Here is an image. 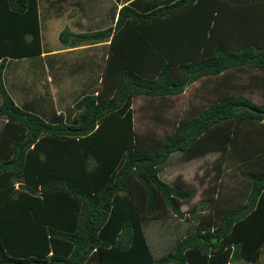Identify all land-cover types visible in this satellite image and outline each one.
<instances>
[{
	"label": "trees",
	"instance_id": "trees-1",
	"mask_svg": "<svg viewBox=\"0 0 264 264\" xmlns=\"http://www.w3.org/2000/svg\"><path fill=\"white\" fill-rule=\"evenodd\" d=\"M37 1L0 0V264L254 262L264 243V0H168L146 12L135 9L139 0L120 6L100 87L61 113L45 94L47 118L19 107L2 83L7 60L40 54ZM109 33L59 39L102 41ZM247 70V82L236 80ZM203 79L211 93L168 120L170 131L135 130L133 98L166 100ZM252 86L262 103L242 93ZM210 152H220L215 167L238 161L244 199L225 206L208 190L198 206L207 216L197 213L194 229L154 257L142 218H157L159 205L181 217L190 196L163 181L159 166L172 154L190 161Z\"/></svg>",
	"mask_w": 264,
	"mask_h": 264
},
{
	"label": "rangeland",
	"instance_id": "rangeland-1",
	"mask_svg": "<svg viewBox=\"0 0 264 264\" xmlns=\"http://www.w3.org/2000/svg\"><path fill=\"white\" fill-rule=\"evenodd\" d=\"M95 2H99L102 5H100V8L94 6L92 12L101 14L102 12H107L105 16L111 19L113 9L110 7V1H89V3ZM48 4V1L38 0L39 13L49 18H41L40 20L43 48H47L49 44H52V47L60 45V41L57 40V33L63 29L67 31L66 27H72L68 16L71 17L70 20L74 22L75 17L80 16V13L87 12V5L80 0H78V6H82H79L77 9L73 8L75 12L70 8L64 10L62 5H56L59 3H53L54 6L58 8L56 12H58L57 14L59 17H52L53 14L55 15V12L52 10L53 5H51V8H48ZM153 7L156 6H151L150 9ZM45 9L48 10V15ZM44 25L47 27L45 32L43 31ZM127 31H129V29H124L125 33ZM69 35H72V33ZM53 37L55 39H53ZM54 40L56 41L54 42ZM42 62H44V59ZM5 69V72H7L6 76L9 74L13 76L17 73L13 80L6 78L5 83H3L4 88L9 92L12 100L15 101L19 107L35 113L39 117L47 118L48 113L46 115L43 111H49L51 102L42 94L43 91L41 92V90L45 88L49 96L48 87L47 85H45V87L42 86L43 88L38 86V83L41 81L43 82L45 78L50 75L47 68L38 66L37 59L24 58L6 62ZM249 72L250 70L240 72L236 80L247 82ZM67 78L68 77H65L63 85H65L66 82L67 85H73L74 81L72 79L67 80ZM209 84V80L204 79L202 82L198 80L185 87L184 91L178 96L166 97V100L165 96L155 99H144V97L141 96L133 98L131 110L133 113L135 130H148L156 136L170 131L171 126L170 124L167 125V122H174V120H178L184 115L190 114L193 111L192 107L194 105H200L203 97L209 96L208 94L211 93L209 91ZM59 90L64 92L66 90L68 92L69 88L60 87ZM73 94H75L74 91L72 95ZM244 96L258 104L263 101L262 90L257 86H252L248 89L244 93ZM71 99H75V97L71 96ZM69 107L70 104L67 108ZM72 113L73 111H71V114ZM220 156V152H210L190 161H179L178 155L172 154L166 162L159 166L158 176L163 181L169 184L177 183L182 185V187L188 189L190 196L189 199L179 207L182 212L181 217L174 215L170 210L165 208V205H159V213L155 212L157 213V218L152 220L142 218V229L150 247L149 249L154 257L161 256L173 242L180 239L186 231L194 229L197 224V219L200 218L197 217V213L207 216L206 212L209 211L208 207L206 208L202 206V204V207L198 206H200L202 198L207 197L208 190L211 192L215 190L216 193H214L213 196L217 194V202L222 201L225 206L232 205L234 202L244 199V194L247 190L245 188L246 182L244 178L239 175L241 167L238 161L227 159L226 162L223 161L220 165H216L218 167H215L212 162L217 160ZM91 162L94 163L93 160ZM216 174L218 178H216ZM237 188L241 190L240 193L236 192ZM188 215L193 217L192 220ZM91 264L94 263L92 262Z\"/></svg>",
	"mask_w": 264,
	"mask_h": 264
},
{
	"label": "crops",
	"instance_id": "crops-1",
	"mask_svg": "<svg viewBox=\"0 0 264 264\" xmlns=\"http://www.w3.org/2000/svg\"><path fill=\"white\" fill-rule=\"evenodd\" d=\"M80 1L84 2L87 5V8H86L87 12L80 13V16L75 17L74 22L71 21L70 20L71 17L68 16L69 22H71L72 27L71 28L66 27L67 31L63 29L57 33L56 36H57V40L60 41V45L56 47H52V44H49L47 48H43V43L41 39L40 20L41 18H48V16L41 15L38 10L40 54L34 57H29L32 59H37L38 66L47 68L48 73L50 75L47 76L43 82L41 81L40 83H38V86L45 87V85H47L49 95L51 96V101L53 102V105H54V109L56 112H60V113L62 111L64 112L67 109V106L69 104L71 106L74 103L73 101H75L77 98L85 94H90V92H92L93 90L99 87L102 70L105 67V63L107 61L106 59H109V56L111 54L108 45H109V40L113 34L112 32H113L116 12L120 8L121 5L130 4L131 1L133 0H108L110 1V7H112L113 9L111 19L105 16L107 12H104V13L102 12V14L92 12L93 11L92 8L94 6H97L100 8V5L102 4H100L99 2L89 3V1L91 0H80ZM166 1L168 0H139L138 2H136L137 4H135L136 5L135 9H137L139 12H146V10H148L147 8H150L151 6H158L159 4H162ZM51 5H53L52 10L53 12H55V15L53 14L52 17L55 16L58 18L59 15L57 14L58 12H56L58 8L54 6V4H51V3L47 5L48 8H51ZM56 5H62V7H64V10L70 8L73 12H75L73 8L77 9L79 6H82V5L78 6V0H67L64 2H60L59 4H56ZM37 7H38V1H37ZM192 10L194 13L195 11L204 13L203 10H201L199 7L192 8ZM45 12L48 15L47 9H45ZM196 17H200L199 13ZM158 23L162 24V21L160 20V22ZM46 29L47 27L46 25H44L43 31L45 32ZM101 29H108V31L110 32L107 38L100 39L102 41L82 40L81 42H77L76 44H67V43L62 42L59 39L60 32H64V31H65L64 33L66 34L67 39H71L72 35H69L70 33L75 35L79 33H89V32H93L95 30H101ZM150 30L152 34L155 36L164 34V33H161L162 32L161 28L159 29L150 28ZM116 34L118 35L120 40H123L125 37L124 36L125 32L123 30H121L120 32L117 31ZM53 39L55 38L53 37ZM163 39H165V36L163 37ZM55 41L56 40H54V42ZM120 45L121 44L116 45V50H119ZM21 59H24V58H21ZM43 59H44V62H42ZM15 60H20V59H12V61H15ZM8 61H11V60H7L6 62ZM6 62H5V65H6ZM141 64H144L146 66V63H141ZM5 65L2 70V83H5L6 78H8L9 80H13V78L16 77L17 75L16 73L13 76L10 74L6 76L7 72H5L6 71ZM146 71H149V70H146ZM65 77H68L67 80L72 79L74 81V84L67 85V82H66V84L63 85V81ZM202 81H204V79ZM60 87L69 88V91L68 92L66 90L65 92L60 91L59 90ZM247 88L244 89L242 93H245L248 90ZM73 91L75 92V94L72 95ZM41 92L44 96L45 94H47L45 91V88H43ZM7 93L9 94V92ZM71 96L72 97L74 96L75 99H71ZM0 121H1L0 122V127H1L3 120L0 118ZM244 263L245 264H264V243H262L259 246L258 256L254 262H245L242 260H232L229 262V264H244Z\"/></svg>",
	"mask_w": 264,
	"mask_h": 264
},
{
	"label": "water",
	"instance_id": "water-1",
	"mask_svg": "<svg viewBox=\"0 0 264 264\" xmlns=\"http://www.w3.org/2000/svg\"><path fill=\"white\" fill-rule=\"evenodd\" d=\"M91 121H92V120H91ZM91 121H90V122H91Z\"/></svg>",
	"mask_w": 264,
	"mask_h": 264
}]
</instances>
